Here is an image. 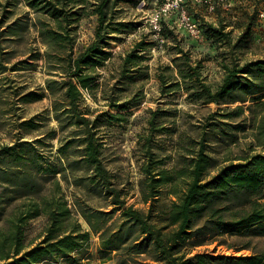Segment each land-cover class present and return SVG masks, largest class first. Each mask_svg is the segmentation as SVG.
Here are the masks:
<instances>
[{
	"label": "trees",
	"instance_id": "16d2710c",
	"mask_svg": "<svg viewBox=\"0 0 264 264\" xmlns=\"http://www.w3.org/2000/svg\"><path fill=\"white\" fill-rule=\"evenodd\" d=\"M16 1L35 14L32 26L38 31L43 52L30 59L42 61L49 76L40 92L24 86L20 101L26 104L48 97L58 128L30 141H22V133L17 134L13 145L0 148V170L31 188L39 183L38 176L30 173L38 161L37 145L49 138L59 141L57 163L46 162L38 169L39 177H53V188L18 211L8 232H0V264H88L83 261L90 255L92 236L99 238L101 264L115 260L116 264H264V250L256 252L250 246L233 248L251 251L249 255L190 256V250L207 237L264 238V59L221 62L223 77L213 85L203 73V61L195 60L170 32L174 41L170 62L158 67L155 74L159 99L184 93L186 101L196 106L242 105L219 108L190 130L165 125L166 116L179 112L177 109H147L148 132L137 139L141 152L137 187L144 206L136 207L128 204V184L120 183L105 160V131L114 124L122 125L131 109L143 103L155 42L144 35L129 51L118 55L119 63L109 72L114 83L108 91L103 88L105 76L100 71L113 63V43H120L121 35L138 27L117 19L118 4L138 0ZM91 16L96 18L93 38L76 51L78 23ZM252 25L251 21L246 24L234 44L222 27L207 25L203 34L234 50L250 34ZM16 27L20 34L29 31L27 15L7 24L3 33L11 35ZM5 55H0V75L32 69L28 59L8 68ZM7 79L0 77V82ZM83 92L96 102L101 93L107 109L91 108ZM246 102L248 105H243ZM38 117L21 121L18 127L38 130ZM232 119L238 120L229 122ZM211 132L217 135L214 142L208 139ZM159 135H172L174 152L184 148L186 154H178L166 167L169 161L159 155L155 144ZM233 146L241 148L233 157L229 151L223 156L213 152V148ZM69 186L74 188L70 199L65 192ZM91 195L105 210L89 203ZM40 215L46 218L43 234L37 243L25 245L21 226Z\"/></svg>",
	"mask_w": 264,
	"mask_h": 264
},
{
	"label": "rangeland",
	"instance_id": "374dc122",
	"mask_svg": "<svg viewBox=\"0 0 264 264\" xmlns=\"http://www.w3.org/2000/svg\"><path fill=\"white\" fill-rule=\"evenodd\" d=\"M145 10L139 11L136 8L137 1H121L117 6V19L134 22L138 27L121 35L122 41L120 43H113L111 51L113 52V62L108 63L107 70L100 71L103 76V88L107 91L111 88L114 81L110 80L109 72L113 71L119 63V54L129 51L133 43L141 39L142 36L148 35L151 41L155 42L150 28L146 23L145 16L149 15L155 6L152 0L148 2ZM8 4H11L8 6ZM188 13L195 19L199 25L204 29L207 25L215 23L214 27H222L225 32L230 33L232 44H234L243 33L244 27L248 22H252L250 34L247 35L238 46L232 50L230 45L216 42L209 39L203 34L201 41L193 40L183 30H178L175 27V15L168 19L166 24V31L163 35L164 43L162 46L155 45L151 49V59L149 65V79L144 82L143 91L145 92V99L143 103L131 109V114L126 122L122 125L114 124L107 129L106 142L107 148L105 151V160L109 167L118 176L120 183H127L130 188V198L128 204H135L136 207H143L140 203L137 183L140 178L138 172V162L141 160V152L137 139L139 134H147L146 122L149 118L147 109L156 110L159 107L166 109H177L179 112L172 113L164 119L165 125L171 128H178V130H190L195 126L205 122L206 117L211 112L221 109H231L235 106L242 105L228 104L217 106L214 103L205 106H196L189 104L186 101L184 93H178L167 98L159 99L158 82L155 78L157 68L165 66L170 62L171 46L174 44L171 33L176 35L182 42V46L190 50L195 60L203 61V73L207 77L209 83L217 85L221 82L223 77V70L220 66L221 62H229L232 58H238L241 63L264 59V20L259 17V11L264 9V0H226L224 2H212L213 8L205 2L196 3L194 0H188ZM5 5L8 6L5 9ZM187 8V7H186ZM8 10V11H6ZM28 17L30 29L25 34L16 27L15 33L11 35L3 33L7 24L16 19ZM35 14L26 7L22 2L16 0H0V55L5 53V66L12 67L19 60L28 59L32 62L30 70L21 72H7L0 75V77H7L8 79L0 82V148L2 146H11L16 140V136L22 133V141L32 140L39 137L43 133L50 132L52 128H58V123L52 118L50 100L44 97L42 100L23 104L20 101V95L26 86L29 90L40 92L39 88L44 86V81L49 76L43 71V62L30 59L31 56L37 52H43V47L39 40L37 29L32 26L35 21ZM210 22H212L210 24ZM96 23V18L84 17L78 23L76 51L85 47L93 38V29ZM171 32V33H170ZM12 79V80H10ZM14 93V95H12ZM85 99L91 108L105 110V101L102 99V94H98L99 102L93 101L86 92H83ZM159 99V100H158ZM243 105H248V102ZM37 122L41 124L40 129L25 131L18 127L19 122L38 116ZM238 119H232L229 122H236ZM60 136V133L58 134ZM216 133H210L208 139L210 142L216 140ZM243 141L242 134L239 135ZM172 135H159L155 137V144H157V152L160 156L166 157L167 166H170L172 159L178 157V154H186L184 148H179L177 153L172 148ZM58 139L49 138L44 143L38 144L36 151L38 154V161L35 162L30 169L31 174L38 176L39 183L34 184L31 188H25L26 183L20 178H10L6 172L0 170V232H8L11 226V219L18 211L23 210L27 205L31 204L34 198L43 197L47 195L53 188V177H39L38 169L44 166L46 162L57 163V146ZM32 151V149H31ZM226 151H229V156H235L241 152L240 147L233 146L232 148H213V152L217 156H223ZM33 152V151H32ZM226 155V154H225ZM167 156H171L169 159ZM15 165V164H14ZM57 176L56 178H58ZM21 184L24 188L21 187ZM64 188V184H62ZM74 188L69 186L65 188L67 197L70 199V192ZM89 203L97 208L101 207L102 203L91 195ZM106 206L102 205L105 210ZM79 218V216L77 217ZM79 221L83 224L82 218ZM46 225V218L40 215L33 219L24 221L21 226L22 235L24 237V244L28 245L31 242L37 243ZM85 227L86 225L83 224ZM225 240L226 243H222ZM224 242V241H223ZM99 238L92 236L89 247V256L84 257L85 263L101 264L98 254ZM232 246V247H228ZM243 246H250L256 252L264 250V238L241 236L230 237L212 236L202 239V244L195 246L190 250V256L197 253H207L213 256L228 255L240 256L249 255L251 251L241 250L235 251L233 248ZM45 264V263H41ZM111 264H116L111 261Z\"/></svg>",
	"mask_w": 264,
	"mask_h": 264
},
{
	"label": "built area",
	"instance_id": "2783aa9c",
	"mask_svg": "<svg viewBox=\"0 0 264 264\" xmlns=\"http://www.w3.org/2000/svg\"><path fill=\"white\" fill-rule=\"evenodd\" d=\"M150 0H138L136 8L143 11L147 8ZM196 3L205 2L213 8L212 2H224L226 0H194ZM155 8L145 16L156 45L162 46L164 37L162 33V22L171 19L175 15V27L178 30L185 31L193 40L201 41L203 39V29L199 23L191 17L184 4V0H152ZM259 17L264 20V9L259 11Z\"/></svg>",
	"mask_w": 264,
	"mask_h": 264
},
{
	"label": "crops",
	"instance_id": "0c3cea01",
	"mask_svg": "<svg viewBox=\"0 0 264 264\" xmlns=\"http://www.w3.org/2000/svg\"><path fill=\"white\" fill-rule=\"evenodd\" d=\"M193 1V0H192ZM188 0H184V4H185V6L187 7V10H188ZM189 11V10H188ZM212 22H210V24H211ZM215 25V23H212V26H214Z\"/></svg>",
	"mask_w": 264,
	"mask_h": 264
}]
</instances>
